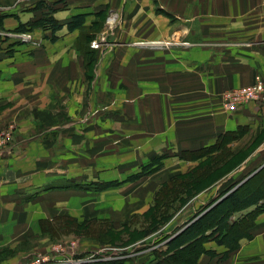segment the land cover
Segmentation results:
<instances>
[{
	"label": "rangeland",
	"instance_id": "obj_1",
	"mask_svg": "<svg viewBox=\"0 0 264 264\" xmlns=\"http://www.w3.org/2000/svg\"><path fill=\"white\" fill-rule=\"evenodd\" d=\"M46 1L58 3L45 14H51L60 23L56 14L68 6L61 5L63 0ZM37 2L42 1L17 0L9 4L11 7L0 4V9L3 8L0 10V78L4 70L9 82L15 78V71L20 75L31 54L34 60L28 64V70L33 74H29L27 79L19 76V83L20 80L32 79L37 82L33 88L19 85V94L13 95L12 100H0V132L11 135L0 157H10L12 153L18 156V161L27 162H22L16 173L11 168L4 170L2 180L19 185L18 200L36 201L50 196V204L45 206L44 213L52 206L55 214L52 217H28L25 221L23 217H12L3 222V226L16 227L10 241L11 247H17L9 249L10 245L0 244V249L3 247L1 250L11 253L7 256L22 251V254L27 253L23 259L11 264L50 255L58 246L63 247L62 252L67 255L73 253L71 245H77L72 257L74 260L102 255L111 262L147 264L153 259L152 249L157 247V251L161 250L158 252L160 255L166 252L167 241L252 178L247 183L251 186L240 192L243 203L235 212H230L224 204L204 222V225L212 222L211 225L215 226L205 233L208 238L201 244L211 256L203 254L199 260L220 262L227 258V251L230 253L242 245L248 251L258 250V255L248 258L243 254L232 255L234 264H264V253L258 248L255 250L256 246L264 245V238H259L261 234L256 232L259 227L257 220L264 215V190H261L264 188V172H259L264 168V99L248 104L259 106L256 123L239 126L241 129L236 131V139L231 142L234 134L230 136L221 151L217 148L213 151L216 140L209 145L204 142L195 149H188L202 150L181 159L179 154L183 149L173 150L170 145L161 148L154 132L153 126L160 124L161 118L160 109L154 105L153 94H148L149 103L142 102L140 106L138 102L142 101L143 94L137 87L127 89L126 80L119 78L113 70L122 63L105 61L103 53L99 54L102 44H106L108 39L115 41L122 37L120 11L110 13L107 22L91 20L80 29L77 47L84 56L82 64L87 87L83 85V90L86 91L77 93L75 99L71 96L66 100L58 88L53 94L54 102L48 100L50 84L47 81L51 79L47 76L51 71L57 72L59 67V62H50L48 57L57 56L63 46L50 42L53 36L50 30L28 25L32 19H41V12L31 9ZM65 3L68 2L65 0ZM24 13L21 17L26 18L25 22L18 20V15ZM11 17L16 21L5 25V20L9 21ZM61 30L63 28L54 33L57 40L65 34ZM114 48L119 46L109 45L107 50ZM90 49L97 51L96 57L87 55ZM167 115L169 120L168 110ZM18 150L26 151L27 156L21 158L23 152L13 153ZM157 156L162 158H154ZM71 161L76 165L67 164ZM140 171V178L125 181ZM110 181L120 184L102 191L75 188ZM167 181L171 183L165 187ZM24 187L27 190L32 187L33 190L24 196ZM160 189H163L161 194L155 197ZM251 189L252 193L248 194ZM62 196L64 201H61ZM79 197L81 210L78 211L82 212L79 217L75 218L73 213L69 214L68 210L57 205L58 199L60 204H77ZM155 198L158 204H155ZM253 200L255 203L249 205ZM44 203L46 200L38 204ZM60 216L85 221L88 226L81 229L72 227L68 232L56 235L42 232L40 222H51ZM148 229L151 233L144 236ZM213 247L216 250H211ZM4 258L5 255L0 256L1 261Z\"/></svg>",
	"mask_w": 264,
	"mask_h": 264
},
{
	"label": "crops",
	"instance_id": "obj_2",
	"mask_svg": "<svg viewBox=\"0 0 264 264\" xmlns=\"http://www.w3.org/2000/svg\"><path fill=\"white\" fill-rule=\"evenodd\" d=\"M16 1L0 0V4L8 7ZM66 1L68 8L56 14V18L62 23L76 15H85L84 25L91 20L107 22L110 13L120 11L122 37L115 41L108 39L106 44H102L99 54L103 53L102 58L105 61L115 60L122 63L113 70L119 78L126 80L127 89L137 87L139 93L143 94L142 101L138 102L140 106L142 102H148V94H153V102L160 109L161 118L160 124H155L153 128L161 148L163 145H170L173 150L195 149L204 142L209 145L221 134L234 131L241 125L256 123L259 106L255 103L244 108L225 109L221 102L223 92L249 86L257 75L264 78V0ZM25 14L18 15V20L25 22L26 18L21 17ZM11 18L9 21L5 20L4 24L12 25L16 20ZM60 32L65 34L55 44L63 46V49L57 52V56L48 57L50 62H59L57 72L51 71L47 76L51 79L50 82L47 81L50 84V101L54 99L53 94L58 88L66 100H70L69 97L75 99L77 93L86 91L83 90V85L87 87L84 83L86 71L82 64L84 56L77 47L80 43V31L68 32L64 27ZM167 41L173 43L165 47ZM109 45H117L119 48L108 52ZM92 50L95 49H91L90 53ZM118 51L121 53L118 54ZM32 60L34 59L29 54V60L25 61L20 75L18 71L13 73L15 81L13 79L9 82L6 70L3 71L0 78V100H12L13 95L19 94V85H30L33 88L37 84L35 79L20 80L19 83V76L27 79L29 74H33L32 70H28V64ZM134 80L136 82L133 84ZM17 152H23L21 158L27 156L26 151L18 150L13 153ZM16 157L18 156H13L12 153L10 157H0V244L10 245L9 249L17 247H11L10 241L16 227L3 226V222L12 217H23L25 221L28 217H52L55 214L52 206L44 213L45 206L50 204V196L38 198L36 201L18 200L19 185L2 180L5 169L11 168L16 173L22 162L27 163L26 160L18 161ZM67 164L76 165V162ZM24 188V196L33 190L32 187L30 190ZM62 197L61 201H64L65 197ZM80 198L77 204L64 202L68 207L60 204L58 199L57 205L68 210L69 214L73 213L76 218L82 214L78 211L81 210ZM44 200L46 203L38 204ZM262 216L257 220L259 227L256 232L261 234L259 238H264V229H261L264 228ZM250 234L252 235L251 231ZM241 247L242 245L228 253L227 258L220 262L200 261V264H234L233 256L243 254L248 258L258 255L257 248L264 253V245L256 246L254 252ZM1 249L0 253L3 252ZM22 252H16L13 256H7L11 253L4 252L2 255L6 258L0 260V264L20 261L27 254Z\"/></svg>",
	"mask_w": 264,
	"mask_h": 264
},
{
	"label": "trees",
	"instance_id": "obj_3",
	"mask_svg": "<svg viewBox=\"0 0 264 264\" xmlns=\"http://www.w3.org/2000/svg\"><path fill=\"white\" fill-rule=\"evenodd\" d=\"M41 1L42 2H37L36 4L33 3L32 8H31V9H34V11L41 12V19L40 18L38 20L32 19L33 21L32 20L29 21L28 25L32 24L33 27L37 26L35 28L42 27L45 30H50V32L53 34V36L50 39V42H52V43L56 42L57 38L54 37V33H56L58 30H60L64 27L66 28V30L68 32H73L75 30L80 31V29L84 26L85 15H76V16L71 17V19L65 23H62V22L59 23L57 20H55L51 17V14H45L47 11L51 10L52 5L56 6L58 3H53V4L50 3L49 4V3H47L46 0H41ZM61 5H63V7H65L67 5L65 3V0H63V3ZM102 20H103V17H102ZM94 24H96V22ZM87 55H89L92 58L96 57V50H92V52L87 53ZM240 129H241V127H237L235 131H228V132H225L224 134H221L216 139L215 144L212 146L213 151L215 152L214 149H216V148L218 149V151H221L225 147V145L228 143L227 141L229 140V137L232 136L233 134H234V136H232L233 138H232L231 142L233 140H235L236 139V137H235L236 131H238ZM221 139H222V142H221ZM203 149H206V148L203 147ZM199 150H202V149L181 150V153L179 154V158L185 159L186 156H188L189 154L195 153V152L197 153ZM220 157H222V156L220 155ZM154 158H162V157L157 156ZM148 166L149 165L143 166L142 169H145ZM153 170H155V169H153ZM259 172L260 173L264 172V168L261 169ZM259 172H258V174H260ZM140 173H141V171L137 174L130 176L125 181L140 178V175H141ZM258 174H256V175H258ZM251 180L249 179V181L242 183V185L237 187L235 190L231 191L220 203L216 204L210 210H208V213L206 215H204L201 218H199L198 220L194 221L192 224L187 226L179 234H177L176 236L171 238L169 241H167L165 243V247L167 249L166 252H163L160 255L158 252H160L161 250L157 251V249H156L157 247L155 249H152L151 252L154 256H153V259L151 261H149V263H147V264H200L199 258L203 254L211 256L208 253L209 251L203 250L201 244L205 243V241L208 238V236L205 235V233H207L208 230H210L211 227L213 228L215 225H211L212 222L209 225H204V222L208 219V216H210L211 214L216 212V210L224 204L226 206H228V208L230 209V212L231 211L235 212L243 203V196H241L240 192L243 189H247L251 186V185L249 186L247 184ZM170 183H171V181H167L164 186L166 187V186L170 185ZM119 184H120V182H118V181H110V182H103V183H92L90 186H86V187H82L81 185H78V186H75V188L76 189L77 188L78 189L84 188L86 190L102 191V190H105L108 188L118 186ZM164 186H163V188H164ZM162 190L163 189L158 190L155 197H158L159 194H161ZM261 190H264V188L261 187ZM252 191L253 190L251 189L250 191H247V192H248V194H251ZM170 193L171 192L169 191V194ZM256 200L257 199H255V201ZM154 201H155V204L156 203L158 204V199L155 198ZM167 201L170 202L171 200L168 199ZM255 201L254 200L250 201L248 204L252 205L255 203ZM263 211H264V209H263ZM217 213L220 214V211H217ZM167 215H169V214H167ZM213 221H217V219H213ZM51 222H54V223L50 224ZM51 222H49V221L40 222L39 226H40L43 233L50 232L51 234L56 235L57 233H66L69 231L68 229H71L72 227H74L75 229L76 228L81 229L83 226H88V223L85 221L78 222V221H76L70 217H66V216L55 217ZM44 223L49 224V226H46V225L44 226L43 225ZM234 224L235 223H231V225H234ZM51 225H53V226H51ZM55 230H57V232ZM150 233H151V231H150V229H148L147 231H145L144 236H146ZM4 252H5V250L0 253V256H2V254ZM154 252H156V253L154 254ZM227 254H228V251L225 254V256ZM82 264H125V263L112 260V262L111 261H95V262L82 263Z\"/></svg>",
	"mask_w": 264,
	"mask_h": 264
},
{
	"label": "built area",
	"instance_id": "obj_4",
	"mask_svg": "<svg viewBox=\"0 0 264 264\" xmlns=\"http://www.w3.org/2000/svg\"><path fill=\"white\" fill-rule=\"evenodd\" d=\"M169 44L170 43H165V46ZM261 99H264V79L260 75H257L254 82L249 86L228 90L222 93V105L225 109H236ZM10 139V133L0 132V153H2L4 148L9 144ZM71 246L70 250L73 253H67L66 255L62 252L63 247L58 246L50 255L35 256L25 262L17 264H82L95 261H107V257H103L102 255L96 258L89 256L82 260H74L72 257L74 253H76L77 245Z\"/></svg>",
	"mask_w": 264,
	"mask_h": 264
},
{
	"label": "water",
	"instance_id": "obj_5",
	"mask_svg": "<svg viewBox=\"0 0 264 264\" xmlns=\"http://www.w3.org/2000/svg\"><path fill=\"white\" fill-rule=\"evenodd\" d=\"M260 168H262V167H260ZM260 168H259V169H260ZM259 169H258V170H259Z\"/></svg>",
	"mask_w": 264,
	"mask_h": 264
}]
</instances>
